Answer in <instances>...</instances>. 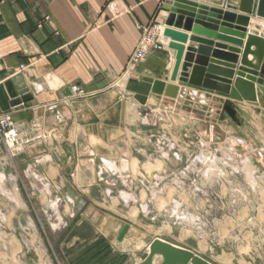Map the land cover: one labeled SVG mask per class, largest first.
Here are the masks:
<instances>
[{
    "label": "crops",
    "instance_id": "crops-1",
    "mask_svg": "<svg viewBox=\"0 0 264 264\" xmlns=\"http://www.w3.org/2000/svg\"><path fill=\"white\" fill-rule=\"evenodd\" d=\"M189 1L225 9L226 2L235 0ZM171 5V0H0V115H8L20 137L31 141L25 154L12 160L0 135V197L10 198L5 189H10V183L24 181L21 170L40 158L49 181L61 188L70 182V198L76 200L72 205H78L71 206V212L77 221L112 238L119 249L150 237L144 243L146 248L159 239L190 250L157 236L158 223L140 211L138 204L149 197L152 204L168 201L172 193L168 186L191 178L192 173L198 172L200 184L216 181L221 152L231 159L237 156L234 145L214 142L220 140L216 137L218 120L227 115L224 105L231 104L236 119L255 125L264 117V88L256 86L257 107L189 85H180L185 89L183 96L166 98L163 93L171 84L174 53L166 49L168 41L162 38V31ZM149 30L155 40L146 59L130 66L136 44ZM247 30L264 36V19H251ZM190 44L188 41L186 46ZM248 61L254 63L251 55ZM142 78L163 87L160 95L150 93L145 105L125 90L129 79ZM74 86L79 87L77 95L72 93ZM83 88L92 90L84 92ZM184 102L190 111L175 115L170 106ZM57 115L64 117L63 121L58 122ZM48 133L52 138L41 140ZM158 150H163L164 157L157 156ZM43 154H48L47 158ZM196 154L206 156L208 163L194 160ZM101 162L119 169L136 184L142 178L152 183L157 174L161 190L148 196L139 189L133 201L125 198L123 204L118 197L109 201V187L99 177ZM185 167L188 175L180 176L178 172ZM11 192L13 202L23 198L14 187ZM4 222L6 218L0 214V229L5 227L9 233L13 227L2 226ZM125 226L128 232L119 239ZM85 238L75 240L82 243ZM13 244L10 241V246Z\"/></svg>",
    "mask_w": 264,
    "mask_h": 264
},
{
    "label": "rangeland",
    "instance_id": "rangeland-1",
    "mask_svg": "<svg viewBox=\"0 0 264 264\" xmlns=\"http://www.w3.org/2000/svg\"><path fill=\"white\" fill-rule=\"evenodd\" d=\"M170 107L177 116L191 109L186 102ZM56 118L60 122L64 117L57 115ZM13 123L17 137L15 145L10 151L7 149L12 160L23 156L25 146L31 142L20 137L17 125ZM217 124L216 137L220 140L214 142L221 141L224 146L228 142L237 152L233 159L221 152L222 162L216 172V175L220 174L218 179L200 184L196 180L198 172L190 173L191 178L168 186L169 190L172 189L168 201L160 199L152 204L149 197L147 202L138 204V208L158 223L157 236L182 245L208 261L215 264H264V117L252 125L242 118L232 120L222 115ZM51 138L48 133L41 140ZM238 140L244 141L245 145ZM162 152L158 150L157 156L164 157ZM41 156L47 158L48 154ZM40 160L33 159L21 170L24 181L10 183V189H5L10 198L0 197V214L7 222L2 226L13 227L9 233L5 227L0 229L5 232V236L0 237V264L141 263L148 251L144 243L151 238L134 240V245L119 249L109 236L98 235L87 223H79L77 215L71 212V206L78 205H72L76 200L70 198V182L61 188L49 181ZM101 165L100 180L109 187L107 200L118 197L123 204L126 199L133 201L139 189L148 196L155 195V189L161 190V181L154 186L144 180L143 186L140 182H130L131 178L128 179L119 169L114 170L106 164L112 174L106 171L103 162ZM184 170L187 171V167L178 174ZM231 180L235 184L231 185ZM13 187L23 195L16 203L11 198ZM42 194L45 197L40 198ZM167 223L169 225L163 229ZM80 236H86L82 243L75 240ZM10 241L14 243L12 246L8 245Z\"/></svg>",
    "mask_w": 264,
    "mask_h": 264
},
{
    "label": "water",
    "instance_id": "water-1",
    "mask_svg": "<svg viewBox=\"0 0 264 264\" xmlns=\"http://www.w3.org/2000/svg\"><path fill=\"white\" fill-rule=\"evenodd\" d=\"M171 2L162 38L168 41L166 49L174 53V65L169 78L171 84L165 87L164 96L175 100L185 94L180 85H189L230 101H244L257 107L256 86L264 88V36L248 32L247 27L253 18L264 19V0L228 1L225 9L210 8L189 0ZM214 40L220 42L215 43ZM188 41L191 44L187 47ZM249 55L254 63L248 61ZM162 88L160 83L150 78L140 81L129 79L125 86L140 105L146 104L150 93L162 94ZM88 89L92 90L83 88V91ZM223 111L236 120L230 103L224 105ZM127 228H123L119 239ZM156 261L158 264H214L190 250L159 239L149 244L146 257L139 264H156Z\"/></svg>",
    "mask_w": 264,
    "mask_h": 264
},
{
    "label": "built area",
    "instance_id": "built-area-1",
    "mask_svg": "<svg viewBox=\"0 0 264 264\" xmlns=\"http://www.w3.org/2000/svg\"><path fill=\"white\" fill-rule=\"evenodd\" d=\"M154 40H155L154 33L150 30L146 31L142 36L141 40L136 44V47L129 58L128 64L130 66H133L142 63L146 59L149 48L154 43ZM71 90L74 95L79 94L78 86L72 87ZM0 134L2 136L4 144L6 145L7 149L10 151V147H13L15 145V138L17 137V131L13 121L8 115H0ZM168 148L171 150L173 148L172 144L168 143ZM173 157L178 159L177 154H174ZM194 160H197L198 162H206L208 161V158L201 154L198 157L196 156ZM106 164L107 163L103 162L106 171L112 173V170L109 169ZM184 171L180 173L182 176H186ZM144 180L145 179L142 178L140 181V184L143 186H145ZM159 181H160V177L158 175H154L152 179V184L154 186H157ZM183 216L184 215H181V218H184Z\"/></svg>",
    "mask_w": 264,
    "mask_h": 264
},
{
    "label": "bare ground",
    "instance_id": "bare-ground-1",
    "mask_svg": "<svg viewBox=\"0 0 264 264\" xmlns=\"http://www.w3.org/2000/svg\"><path fill=\"white\" fill-rule=\"evenodd\" d=\"M52 208L53 209H55V211H56V207L55 206H52ZM178 208V207H177ZM177 210V209H176ZM183 212V211H182ZM190 221V220H189ZM193 221V220H192ZM185 223H187V222H185ZM2 236H5V232L3 233H0V237H2ZM8 245H10V243H8Z\"/></svg>",
    "mask_w": 264,
    "mask_h": 264
}]
</instances>
